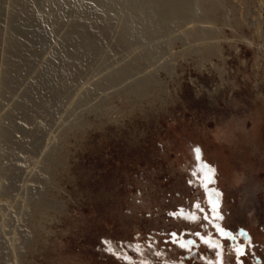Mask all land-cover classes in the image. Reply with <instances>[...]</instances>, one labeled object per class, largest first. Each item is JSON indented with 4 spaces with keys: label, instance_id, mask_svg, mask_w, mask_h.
<instances>
[{
    "label": "rangeland",
    "instance_id": "1",
    "mask_svg": "<svg viewBox=\"0 0 264 264\" xmlns=\"http://www.w3.org/2000/svg\"><path fill=\"white\" fill-rule=\"evenodd\" d=\"M202 2L213 15L168 21L149 42L163 48L147 68L161 89L139 98L113 93L132 78L88 91L146 46L117 43L127 0L91 60L51 81L75 18L109 14L75 0L50 30L32 0H0V264H232L213 213L264 245V0Z\"/></svg>",
    "mask_w": 264,
    "mask_h": 264
},
{
    "label": "bare ground",
    "instance_id": "2",
    "mask_svg": "<svg viewBox=\"0 0 264 264\" xmlns=\"http://www.w3.org/2000/svg\"><path fill=\"white\" fill-rule=\"evenodd\" d=\"M74 1L75 0H32L34 8L40 12L42 24L50 30H55L59 22L70 19L69 10L74 5ZM121 1L122 0H90L93 7L99 10H105L109 16L107 18L105 17L106 20L103 21L104 19L99 20L97 16H90L92 12L90 15L81 13L80 16L82 17L83 15L84 18L79 19L78 17V20L75 18V21H72V30H70V32L66 34L67 36L60 42V61L52 62L46 69L48 78L50 77L49 75L54 76L53 74H55L56 69L66 73L67 76H72L91 60V57L102 47V40L106 36L107 30L111 28L113 24V13ZM204 2H202V0H127V12L124 21L121 23L118 41L117 39L116 41L119 46L123 47L135 44H139L140 47L144 44L146 46L129 57L120 67L93 81L88 91L102 90L106 89L108 85L111 87L120 83H125L128 78H132V80L126 82L120 89H116V91L113 92L114 94H119L120 92L131 94L134 92L141 98L145 95L148 96V93L155 87L161 89V84L156 74L154 72H147V68L155 65L156 61L157 63L161 62L159 58L163 52V48L160 46L161 44H150L149 42L168 30V21L175 20L177 25H180L181 21L185 22L188 18H208L211 14L213 15L214 9L218 7L217 4L213 2L210 8H207L208 5L205 7L206 4L204 5ZM197 12L198 15H194ZM17 24L18 23H16V25ZM18 26L19 25H17V27ZM17 27L15 26L13 29ZM204 29L205 27L200 25L198 33L195 34L194 31L192 32L188 29L186 34L200 36L204 34L203 31L206 30ZM140 31H145L146 33L147 41H144V43H141L137 37ZM32 34L34 37H30L35 41L36 45H41L44 42L43 36H37L36 33ZM18 46L19 45L14 42L11 45L14 49L18 48ZM160 68L168 69L169 62L160 63L157 69L159 70ZM134 75L137 76L133 77ZM47 77L42 78L39 83L45 86L46 79H48ZM52 78H49L50 81ZM162 93L163 92L159 91L155 96L159 98ZM31 99L32 101L34 100L35 104L37 103L36 99H33V97H31ZM6 133H2L4 139H9L8 134L5 135Z\"/></svg>",
    "mask_w": 264,
    "mask_h": 264
},
{
    "label": "flooded vegetation",
    "instance_id": "3",
    "mask_svg": "<svg viewBox=\"0 0 264 264\" xmlns=\"http://www.w3.org/2000/svg\"><path fill=\"white\" fill-rule=\"evenodd\" d=\"M221 213H213V215L208 216L209 225H213L215 223V226L217 229L216 222L221 219ZM219 226V225H218ZM222 229V228H220ZM224 232L227 233V235H223L222 237L229 242V249L233 252L234 255V263L232 264H262L263 263V256L259 253H256L255 250H262L264 248L263 243H259L258 241L256 243L252 242V233L248 229L240 228L231 230L227 227L223 228ZM211 232H209L210 234ZM221 234V232L219 231ZM203 232L201 230L196 232V240H191V245L193 246L192 250H189V253L191 255H195L199 248L200 243L199 240L202 239ZM211 236V235H210ZM198 240V241H197ZM203 240H207L208 243L212 247L215 245V239L212 237H205ZM217 244V243H216ZM231 247V248H230ZM255 248V249H254ZM237 249H240V251H237ZM230 251V252H231ZM189 253H186L184 256L189 258ZM217 264H231L229 262H224V258L222 256H219Z\"/></svg>",
    "mask_w": 264,
    "mask_h": 264
},
{
    "label": "snow or ice",
    "instance_id": "4",
    "mask_svg": "<svg viewBox=\"0 0 264 264\" xmlns=\"http://www.w3.org/2000/svg\"><path fill=\"white\" fill-rule=\"evenodd\" d=\"M205 179H208L207 177ZM211 203V201H210ZM197 207H199V205H197ZM215 208H216V205L215 203L212 204V209H213V212H215ZM217 228L218 230L221 232L222 235H227V233L224 232L223 229H220L219 226L217 225ZM189 244L192 243L191 241L188 242ZM205 243H208V241L206 240ZM183 246V245H182ZM237 251H240V249H237Z\"/></svg>",
    "mask_w": 264,
    "mask_h": 264
}]
</instances>
